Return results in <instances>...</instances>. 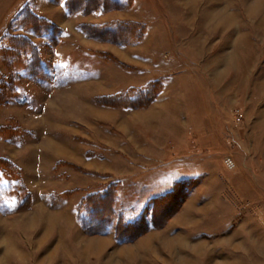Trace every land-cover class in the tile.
<instances>
[{
    "label": "rangeland",
    "instance_id": "374dc122",
    "mask_svg": "<svg viewBox=\"0 0 264 264\" xmlns=\"http://www.w3.org/2000/svg\"><path fill=\"white\" fill-rule=\"evenodd\" d=\"M64 1L0 0V264H264V0Z\"/></svg>",
    "mask_w": 264,
    "mask_h": 264
},
{
    "label": "trees",
    "instance_id": "16d2710c",
    "mask_svg": "<svg viewBox=\"0 0 264 264\" xmlns=\"http://www.w3.org/2000/svg\"><path fill=\"white\" fill-rule=\"evenodd\" d=\"M114 1V0H113ZM74 3H77L76 0H65L64 1V7L65 9L68 11V12H71L72 11V8L74 5ZM89 2H87L88 4ZM85 5L84 7V11L87 10V5L86 4H83ZM101 27V30H100V33L98 35L101 34V36L103 35H106L108 38L112 39V40H117V39H121V38H118V35H121L123 36L124 38H129V37H136V35H139L140 34V31H141V27L142 25L141 24H138V23H133V22H130V21H123V20H120V21H116L115 23H113L112 25H102L100 26ZM133 29V30H132ZM137 30H139L137 32ZM124 32H126L128 34V36L126 34H124ZM99 37V36H98ZM5 161V160H4ZM94 195L93 194H90L88 196L89 197H92ZM95 195H98V200L102 197H104V194L101 195V194H98L96 193ZM87 198V197H86ZM102 200V199H101ZM87 201V200H86ZM86 201L82 200L80 203H79V216H80V222L82 224H84V221L83 219L81 218V212L82 210L84 209V206H87L85 203ZM88 204V202H87ZM109 203L106 205V210L109 209ZM92 207V206H91ZM106 215V213H105ZM107 220L104 218L103 220V225L104 223H106ZM131 226L132 225H135L134 222H131ZM102 224V220H99L98 221V225H101Z\"/></svg>",
    "mask_w": 264,
    "mask_h": 264
},
{
    "label": "built area",
    "instance_id": "2783aa9c",
    "mask_svg": "<svg viewBox=\"0 0 264 264\" xmlns=\"http://www.w3.org/2000/svg\"><path fill=\"white\" fill-rule=\"evenodd\" d=\"M225 163H226L228 166H230L231 163H232V161H231L230 158H226V159H225Z\"/></svg>",
    "mask_w": 264,
    "mask_h": 264
},
{
    "label": "crops",
    "instance_id": "0c3cea01",
    "mask_svg": "<svg viewBox=\"0 0 264 264\" xmlns=\"http://www.w3.org/2000/svg\"><path fill=\"white\" fill-rule=\"evenodd\" d=\"M46 76H48V72H46ZM222 264V263H221Z\"/></svg>",
    "mask_w": 264,
    "mask_h": 264
},
{
    "label": "bare ground",
    "instance_id": "6f19581e",
    "mask_svg": "<svg viewBox=\"0 0 264 264\" xmlns=\"http://www.w3.org/2000/svg\"><path fill=\"white\" fill-rule=\"evenodd\" d=\"M195 249H196V248H195ZM195 249H194V250H195ZM195 263H196V262H195Z\"/></svg>",
    "mask_w": 264,
    "mask_h": 264
}]
</instances>
